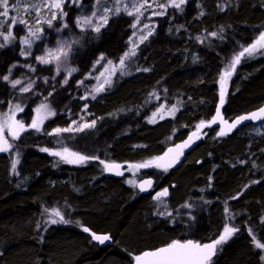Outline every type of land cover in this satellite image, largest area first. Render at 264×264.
<instances>
[{"label": "trees", "instance_id": "obj_1", "mask_svg": "<svg viewBox=\"0 0 264 264\" xmlns=\"http://www.w3.org/2000/svg\"><path fill=\"white\" fill-rule=\"evenodd\" d=\"M64 10L66 30L74 32L76 8L65 5ZM153 22L152 35L136 49L132 71L114 77L95 104V126L80 133L52 130L67 126L77 83L93 63H116L127 52L132 17L113 15L95 39L83 35L72 56L77 73L63 86L59 78L52 80V67L36 66L29 77L37 80L34 91L13 97L10 82L26 75L16 66L20 44L0 51V109L16 98L23 106L18 119L26 125L41 100L55 113L40 131L9 138L11 149L0 153V264H132L136 254L176 234L174 229L160 232L159 224L147 227L145 219L161 210L146 196L137 197L135 187L128 193L118 178L102 176L97 165L132 161V150L162 152L182 134L196 132L191 130L198 123L205 126L216 107L220 69L264 31V0H187L182 10L169 6ZM254 59L244 56L237 66L240 82L230 86L227 97L230 115L264 103V57ZM161 103L179 110L173 118L150 124L149 114ZM205 130L209 136L178 169L148 175L158 184H174L170 202L178 204L169 206L170 212L179 203L195 202L196 224L184 225L187 237L203 243L219 236L223 225L239 229L212 264H264V252L255 246L264 244V122L224 139L211 136L215 127ZM42 148H68L96 160L69 167ZM15 154L20 159L13 172ZM175 190L179 197L172 202ZM52 210L67 223H46ZM80 227L108 234L111 245L93 244Z\"/></svg>", "mask_w": 264, "mask_h": 264}, {"label": "rangeland", "instance_id": "obj_2", "mask_svg": "<svg viewBox=\"0 0 264 264\" xmlns=\"http://www.w3.org/2000/svg\"><path fill=\"white\" fill-rule=\"evenodd\" d=\"M37 2L43 3V0H37ZM138 2H142V0H122V3H120L119 5L117 4V0H87V1L75 0V2H73V0H65V3L63 5V10H64L65 5H67L68 7L76 8V15L74 18L75 31L72 32V31H67L66 30L67 27H64V24H67L66 18H65L66 15L61 19L59 16V13H57V19L52 20V27H48V24L44 23V21L51 19V14L48 12V10L46 8L40 10L39 16L37 17V15L35 13H30V12L25 11L28 8V5L32 3V0H26L25 3H21L20 0H9L10 7L14 9L13 11L10 12V17L16 16L17 19L24 18V19L28 20L29 25L33 26V31H35L36 27H39L42 29V31L39 33L40 39L37 40V39H33V38L28 36V28L25 25L17 24L12 29L13 38L10 39L8 42H6L4 47H0V51H1L4 48H7L11 45H14L15 42H18L20 44V59H21V61L16 66L21 67L23 69V71H25L24 73L26 75H24L23 78L16 79V80L21 81V83L19 85H17L16 87H13L12 83L10 82V85L13 88L12 93L14 94L12 96L15 97L16 95H19V94H24V93L34 91L35 86H36L35 83L37 82V80L34 82V79H29V77H31V75L34 73V71L32 69H34L36 66L52 67V70H53L52 80L59 78L60 82L62 84L61 86L65 85L66 84L65 80L68 81L77 73V68L72 63V56H73V52H74V47L77 45H80V38L83 35L89 34V35H91V37L93 39H95V37H97V34H98L97 32L92 31L91 28H86V30L82 31L81 28L76 23L77 19L82 18V17H91L93 13H96V19L93 20V23L95 24L98 22L99 17L104 15V9L105 8L114 9L117 6H119L121 9L118 14L128 15L127 14L128 11H133L131 6L133 4L138 3ZM148 2L150 4H152V8H147L146 10H144L143 14L140 15L139 20H137L136 15H128V16L132 17L133 25H135V27L133 26L132 36L128 40L127 52L130 51L133 47H135V51H136V49H137L136 46L137 45L139 46V44L141 43L139 40V37L148 32L149 29L145 28L144 25H148L149 28H151L152 30L155 27L153 19L156 17H159L161 15H154L153 12L165 13L166 8L169 7L168 6L169 0H155V3H153V0H148ZM158 4H164L166 7L165 8L157 7ZM64 12L67 13V11H65V10H64ZM118 14H114L113 12L110 11L108 13V20L110 19L111 16L118 15ZM38 19L41 21V23H39V24H37ZM105 25H103L102 27H104ZM15 29L17 31H15ZM26 37L29 39H33L32 47L30 49H26V46L22 43V41ZM73 41H75V43H73ZM0 43H5L3 41L2 36H0ZM63 43L71 44V51L69 52L67 58H63V57L61 58L60 70H59V74H57L56 62H53L50 64H42L37 60V57L45 55L48 50H55L56 48H58ZM37 44H38V46H37ZM24 50L27 51V53H28L27 55H21V52ZM123 57H124V55L121 58H123ZM134 57L135 56H131L127 60H125L124 66H121L119 63L121 58L116 63L115 62L109 63L107 61H102V60H96L93 63L89 73H87L82 78V80L77 83L79 93L76 95L75 102L73 103L72 108L68 111V114H67L68 124L64 128H71L72 131L61 132V133H80V132H84L87 129H89V128H83V130H77V128L81 127L83 124L91 123L93 121L92 119H93V115H94L95 104L102 97L104 89L106 87L110 86L112 80L114 79V77L116 75L128 74L130 71H132V68L135 65ZM245 57L246 58H255L254 60L258 59L259 57H264V49L257 51L253 56H249L248 54H245ZM233 58L234 57H232V59L224 67H222L220 69V71L218 73V88L216 91L217 92V103H218L219 98H220V94H221V90L223 87V90L225 92L223 113L227 119H231L233 116L237 115V114L230 115L227 113V105H228L227 104L228 103L227 97H228V91L230 90V86L231 85L237 86V84H239V82H240V80H238L239 78L235 77L236 69H237L238 65L236 66L234 73L230 77H225L223 82L221 81V77L226 72V70H228ZM73 69H74V71H72ZM69 73H70V75H69ZM106 80L109 82L105 83ZM41 82L45 83L46 80L43 79ZM29 84L31 85L30 90L27 92L22 91V89L24 87L28 86ZM101 85H103V90L102 91H96L97 89L100 88ZM85 97H87V98L85 99ZM93 97H95V98H93ZM13 99L16 100V98H13ZM15 100H13V101L9 100L8 103H6V106L3 109H0V124H4V138L7 140L8 144H10L9 138L12 139V137L8 134V126L7 125L10 122L9 117L13 121H20L18 119V116L23 111V106L19 102H14ZM42 104H46L48 106V110L51 113H53V110L50 108L48 103L44 100H41L34 108L33 117L31 119L30 123L26 125L22 121H20L25 125V127L27 129L26 131H28V130L36 131L35 129L30 127L33 120L38 121L39 127L41 129L44 122H46L49 118H51L53 116L51 114H47V112L43 111V110L41 112H37V109L40 108V106ZM17 105H19V108H17ZM178 110L179 109L175 105H169L166 103H161L157 107H155L152 110V112L149 114L148 122L150 124H156V123L161 122L167 118H173ZM214 111H215V109H214ZM214 111H213V113H214ZM154 113H155V116H154ZM212 116H213V114H212ZM212 116L206 122L204 127L201 126L202 128L201 127L199 128L200 130L206 129L207 127H209L208 126L209 123L213 120ZM198 125H201V123H198L195 126V128L191 131L197 130ZM64 128H60V129H64ZM55 129H57V127H55L52 130L53 133H55ZM26 131H23L21 134H23ZM179 133L182 134V132H179ZM188 133H190V131L182 134L183 137L185 135H187ZM209 134L210 133L207 132V130L202 131V133L199 132L197 134L199 136L198 139H205L209 136ZM211 136H213V137L216 136V138H217V136H219L216 128L213 131V133L211 134ZM10 149H11V147L9 148V150ZM64 149L65 148H61V149L55 150V151L56 152H63ZM66 149H68V148H66ZM5 152H7V151H5ZM68 152L69 153H77V152H74V151L69 150V149H68ZM162 152L161 151H155L154 147H149L145 151H141V149L140 150H132L131 152H129L132 154V156L130 157V158H133L132 161H129V162H104V164H118L121 166L119 170L121 172H123V175H116V178L121 180L125 189L128 191V189L134 188L135 183L147 171H154L156 173L158 172V173H161V175L166 174V171L163 170L162 166L156 167L155 165H153V166H149L146 168L132 167L133 165L144 164V163H147L149 161H155V158L160 157ZM0 153H3V152H0ZM80 155H82V154H80ZM53 157H55L58 161L63 162L65 165H67L69 167L86 166L89 161H91V160L95 161L96 160V159H88L87 161H85L83 163H67L64 160H61L57 156H53ZM19 159H20V157L18 154L13 155L12 163L14 161H18V163H19ZM68 159H72V157L69 156ZM18 163H17V165H18ZM104 164H102L100 161V163H99V165H97V167L101 169L102 176L106 177V173L108 172V170L105 169ZM17 165H16V168H17ZM131 182H134V184ZM167 184H165V185H167ZM182 184H180V185H182ZM170 187H171V190H173L174 184L170 183ZM178 188H179L178 190H180L179 185H178ZM176 191L177 190H175V192L173 193L172 202H175L178 200L179 196H177L178 194L176 193ZM179 194H180V191H179ZM150 203H152L157 209L161 210L162 213L170 212L169 206H173V205L177 204L176 202L174 204L170 202V204L168 205L167 203H165L161 200L155 199L154 196L151 199ZM176 211H177L176 213H181V212L187 213V212H189L184 206H179V205H177ZM54 212H58V210H52L49 212L51 219H57L59 221V219H60L59 217L52 215ZM226 214L227 213H224L223 215H226ZM186 220L190 221L189 216H186ZM145 221H147L146 222L147 227H149L148 221L151 224H157V222L154 219H152V217H150L149 220L145 219ZM56 224H60V222H58ZM225 226L226 225L222 226L219 235L222 234ZM82 229H83V227H80V230H82ZM218 237H216L215 239H217ZM220 247H221V245H220ZM261 250L264 252V249H261Z\"/></svg>", "mask_w": 264, "mask_h": 264}, {"label": "snow or ice", "instance_id": "obj_3", "mask_svg": "<svg viewBox=\"0 0 264 264\" xmlns=\"http://www.w3.org/2000/svg\"><path fill=\"white\" fill-rule=\"evenodd\" d=\"M21 3H25L26 0H20ZM75 2V0H73ZM187 2V0H169L168 6L182 10V6ZM65 3V0H43V3H38L37 0H32V3L28 5V8L25 10L26 12L35 13L37 17L39 16L40 10L46 8L48 12L51 14V19L44 21V23L48 24V27H52V20L57 19V13H59L60 18L62 19L66 13L63 10V5ZM122 3V0H117V4L119 5ZM153 3H155V0H153ZM133 11H128V15H136L137 20H139L140 15L143 14V11L147 8H152V4L148 2V0H142V2H138L136 4H133L132 6ZM157 7L165 8L166 6L164 4H158ZM14 9L10 7L9 0H0V36L3 37V41L5 43H0V47H4L6 42H8L10 39L13 38V31L12 29L17 25H25L28 28V36L33 39H40L39 33L42 31L41 28L36 27L35 31H33V26L29 25L28 20L24 18L17 19L16 16L10 17V12ZM120 7L117 6L114 9H104V15L99 17V20L97 23H93V20L96 19V13H93L91 17H82L77 19L76 23L81 28V30H86V28H91L94 32H99L101 27L105 24H107L108 21V13L111 11L114 14H118L120 12ZM154 15H163V12L156 13L153 12ZM201 15H203V12H201ZM41 23V21L38 19L37 24ZM135 27V25H133ZM64 27H67V24H64ZM145 28H148V32L144 35H141L139 37L140 42L147 40L149 36L152 35L153 30L149 28L148 25H144ZM213 36L216 35V33H212ZM33 39L25 38L22 43L26 46V49H30L32 47ZM75 43V41H73ZM138 47V45L136 46ZM264 49V32H261L259 34V38L252 43L250 46L245 47L243 51H241L237 56H235L226 72L222 75L221 81L223 82L225 77H230L235 69L236 66L240 63L241 58L245 56V54H248L249 56H253L257 51ZM71 51V44L69 43H63L55 50H48L45 55L37 57V60L42 64H50L53 62H56L57 64V74H59L60 70V62L61 58H67L69 52ZM27 51L24 50L21 52V55H27ZM136 51L135 47H133L130 51L126 52L124 54V57L120 60V65L124 66L125 60H127L131 56H135ZM109 63H111L109 61ZM34 71V69H32ZM147 71V69H144ZM74 71V69L72 70ZM70 75V73H69ZM4 80H8V76L3 77ZM109 81H105V83H108ZM12 86L16 87L21 83V81L16 80L12 81ZM65 83H67V80H65ZM31 88V85L24 87L22 91L27 92ZM103 85L100 86L99 89L96 91H102ZM87 97H85L86 99ZM95 98V97H93ZM225 98V92L221 90L220 94V104L223 105ZM17 108H19V105H17ZM46 111L47 114L54 115L55 113H51L48 110V106L46 104H42L40 108L37 109V112ZM155 116V113H154ZM216 116H220V109L217 108ZM258 118H264V108L259 109L258 112H254L251 115L246 116H240L237 118L236 121L228 125L229 130L235 128L238 124H240L244 120H255ZM9 123H8V134L12 137L13 140L19 139L20 134L23 131H26L25 125L20 121H13L9 117ZM216 123V118H213V120L209 123L208 126L211 124ZM227 123V122H224ZM95 126V121H92L91 123H85L81 127L77 128V130H83V128H91ZM201 126H204V122H201V125L197 126V131H199V128ZM31 128L35 129L36 131H40L39 123L36 120L32 121V124L30 126ZM72 131L71 128H64L55 129V133L59 134L61 132H69ZM51 135V133H49ZM219 135L223 136L225 135V131L223 128H221ZM193 137H196L197 139L199 136L197 135V132H194L192 136L189 137V140L186 141L182 145H177L176 149L170 148L168 150V153L175 152L176 155L168 162L166 166H164V171H167L168 168L174 166L175 163L179 162V157L183 155V149L185 147L190 146V143L193 142ZM11 147L10 144H8L7 140L4 138V124H0V152L8 151ZM179 149V151H177ZM41 151L48 152L52 156H57L61 160H64L67 163H83L87 161L88 159H92L91 157L83 156L78 153H69L68 149H64L63 152H56V151H50L47 148H42ZM168 153H165V156L162 157H156L155 161H149L144 164H138L133 165L132 167L135 168H146L149 166L155 165L156 167H161V164L158 163L159 161L165 160V158L168 156ZM72 157V159H68V157ZM18 161H14L12 163V171L15 172L16 165ZM102 164H104V161H101ZM104 167L108 171L114 172L116 175H123V172H121L120 165L118 164H104ZM134 184V182H131ZM151 180H145L140 185V191H146L148 188L152 185ZM147 186V187H146ZM168 194V190L164 189L162 192H157L155 195V199L161 200L162 197H166ZM53 216L59 217V221L57 219H50L46 223L50 224H56L58 222L60 223H67V221L64 220L63 216L59 212H54L52 214ZM170 215V213H169ZM37 230L39 231V225L37 226ZM84 232H90V230L87 227H83L82 229ZM239 229L231 226H225L223 229L222 234L219 235L217 239L212 241L211 243H205L201 244L198 242H195L193 240H188L186 242L181 241H172L170 244H168L165 247H161L156 251L152 252H145L143 256H137L136 264H212V257L216 254L218 251V246L222 245L223 243H226ZM92 235V239L98 241L99 243L103 244L105 241L109 240L110 237L107 235L99 236L94 233H90ZM249 234L252 235L251 230L249 231ZM253 241L255 242V236H253ZM42 242V241H41ZM256 248L258 249H264V244L256 243ZM264 259V257H261Z\"/></svg>", "mask_w": 264, "mask_h": 264}, {"label": "water", "instance_id": "obj_4", "mask_svg": "<svg viewBox=\"0 0 264 264\" xmlns=\"http://www.w3.org/2000/svg\"><path fill=\"white\" fill-rule=\"evenodd\" d=\"M218 107H219V109H220V116H219V117L216 116V112H217V108H218ZM223 108H224V103H223V105H221V104H220V99H219V101H218V103H217V105H216V107H215V111H214V113H213V118H216V123H214V124H212V125L215 126V127H217V129H218L219 132H220L221 128L224 129V131H225V135L222 136V137H224V138L231 136V135L234 134L239 128H242V127H245V126H248V125H251V124H260V123H263V122H264V118H258V119H255V120H252V119L244 120V121H242L240 124H238L235 128L229 130L228 125L231 124V123H233L234 121H236L238 117H240V116H246V115H251V114L254 113V112H258L259 109L264 108V103H263L261 106L255 108V109H253V110H251V111L244 112V113H240V114H238V115L232 117L231 119H227V118L224 116ZM224 122H227V123H224ZM201 128H202V127H201ZM198 132H199V131H197V134H198ZM192 134H193V133H190V134H188L187 136H185L183 139H181V140H179V141H176V142H174L173 144L169 145V146H168V147L162 152L161 157H162V156H165V153H168V150H169L170 148H172V149H176V146H177V145H182V144H184L186 141L189 140V137L192 136ZM196 144H197V143H196V137H193V142L190 143V146L185 147V148L183 149V155L179 157V162H178V163H175L174 166L168 168V171H174V170L178 169V168L183 164V162L185 161L186 156H187L189 153H191V152L195 149ZM177 151H179V149H177ZM175 155H176L175 152H173V153H168V156L165 158V160H163V161H159V163H160L161 166L164 168V166H166V165L168 164V162H169L170 160H172V158H173ZM115 175H116V174H115L114 172H112V171H108V172H107V177H113V176H115ZM145 180H151L153 183H152L151 187L148 188V190H146V191H140L139 185H140L143 181H145ZM154 185H155V180H154V178L151 177V176H149V177H146V178L140 179V180L136 183V190H137L139 193H141L142 195H144V194H147V193H148V192L154 187ZM146 187H147V186H146ZM90 233H92V232H89V233H87V234H88V236L90 237V239H91V241H92L93 244L98 245L99 247H105V246H109V245H111V238H110L109 240L105 241L103 244H101V243H99L98 241L93 240V239H92V235H91ZM94 234L99 235V236H104V235H106V234H102V233H94ZM107 236H109V235H107ZM109 237H110V236H109ZM187 241H188V240H187ZM181 242H186V241H181ZM195 242H196V241H195ZM211 242H212V241H211ZM211 242H206V243H211ZM198 243H199V242H198ZM202 244H205V243H202ZM167 245H168V244H166V245H162V246H159V247L154 248V249L144 250V251L139 252L138 254H136V255L134 256V258H133V260H132V264H136V259H135V258H136L137 256H143V254H144L145 252L156 251V250H158L159 248H161V247H165V246H167ZM216 254H217V252H216ZM216 254L212 257V260L215 258Z\"/></svg>", "mask_w": 264, "mask_h": 264}, {"label": "flooded vegetation", "instance_id": "obj_5", "mask_svg": "<svg viewBox=\"0 0 264 264\" xmlns=\"http://www.w3.org/2000/svg\"><path fill=\"white\" fill-rule=\"evenodd\" d=\"M196 140H197V144L201 141V139H196ZM168 172H170V171H168ZM149 176L150 175H148V171H147V172H145L144 175H142V177L140 179H143V178H146V177H149ZM114 178H116V177H114ZM119 181L121 182V180H119ZM136 183H135V186H134L135 188H136ZM164 189H167L168 190V194H167L166 197H162L161 200L164 201V202H166L169 205L170 204V195H171V187L170 186H167V185H164V184H162V185L161 184H158V182H156V180H155L154 187L147 194L142 195L136 189L135 190L138 193L137 194V197L146 196L148 198V202L150 203V201L153 198V196L155 197V195H156L157 192H162ZM130 190L128 189L127 192L129 193ZM179 206H182L181 203H179ZM183 206L185 208H187V206H188L191 209V211H189L187 213H182V212L181 213H176L177 211H174V212H164V213H162V212H153V213H151L152 219H154L157 222V224H159V225L162 226V229H159L160 232L164 233L163 232V229H174L176 231V234H174L171 237L167 238V240L164 242V245L170 244L172 241H177V240L178 241L193 240V239L187 237V235L184 233V231H186V228H184V225L189 224L191 226H194V224H196V216H197V213L193 210L194 207H195V202L190 203V206L187 203H184ZM169 213H170V215H169ZM186 216H189L190 221H187L186 220ZM148 224H149V227L152 226V224L149 223V221H148ZM89 230H90V232L96 233L95 231H93L91 229H89ZM84 233L87 234L88 232H84ZM111 242H112V240H111ZM203 243H206V242H203Z\"/></svg>", "mask_w": 264, "mask_h": 264}, {"label": "bare ground", "instance_id": "obj_6", "mask_svg": "<svg viewBox=\"0 0 264 264\" xmlns=\"http://www.w3.org/2000/svg\"><path fill=\"white\" fill-rule=\"evenodd\" d=\"M89 233V232H88ZM93 233V232H92Z\"/></svg>", "mask_w": 264, "mask_h": 264}]
</instances>
